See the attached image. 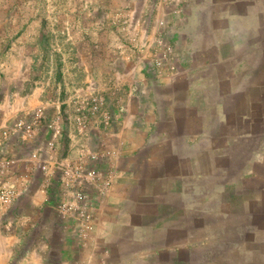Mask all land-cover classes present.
<instances>
[{
	"label": "crops",
	"instance_id": "crops-1",
	"mask_svg": "<svg viewBox=\"0 0 264 264\" xmlns=\"http://www.w3.org/2000/svg\"><path fill=\"white\" fill-rule=\"evenodd\" d=\"M91 3L0 36V132L44 108L31 140L0 134L1 175L25 182L0 264H264V0ZM80 162L84 220L56 208Z\"/></svg>",
	"mask_w": 264,
	"mask_h": 264
},
{
	"label": "built area",
	"instance_id": "built-area-1",
	"mask_svg": "<svg viewBox=\"0 0 264 264\" xmlns=\"http://www.w3.org/2000/svg\"><path fill=\"white\" fill-rule=\"evenodd\" d=\"M167 49V48H166ZM98 102L91 99L90 108L96 110ZM79 113V108L76 107ZM44 118V108L37 107L32 110L29 118H16L13 120L7 131L0 132L2 137H6L7 133L15 134L19 140H31L34 135L35 126L41 119ZM59 117L58 114L53 116L50 120L46 121V127L50 131V138L55 139L59 133ZM79 121H81L79 119ZM50 148V147H49ZM29 160H38L41 169L44 168L43 163L40 161L38 150L34 149L29 152ZM96 156L88 154L85 160L94 161ZM10 160H0V213L4 212L17 198V195L22 191L25 186L23 180L18 181L17 185H11L10 182L3 178L2 173L7 172ZM60 174V196L56 205L57 211L68 217H74L77 220H84L87 218V202L88 195L86 188H97L98 174L91 167L85 164L76 163L69 164L62 168H58Z\"/></svg>",
	"mask_w": 264,
	"mask_h": 264
},
{
	"label": "rangeland",
	"instance_id": "rangeland-1",
	"mask_svg": "<svg viewBox=\"0 0 264 264\" xmlns=\"http://www.w3.org/2000/svg\"><path fill=\"white\" fill-rule=\"evenodd\" d=\"M91 1L93 0H0V36L26 45L36 32H41L44 17H50L52 27L57 28L60 16H70L78 10L89 9ZM51 34L52 38L58 39L59 34ZM12 50L13 48L6 50L3 54H10Z\"/></svg>",
	"mask_w": 264,
	"mask_h": 264
}]
</instances>
